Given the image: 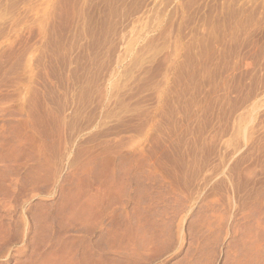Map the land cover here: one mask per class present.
I'll use <instances>...</instances> for the list:
<instances>
[{"label":"rangeland","instance_id":"1","mask_svg":"<svg viewBox=\"0 0 264 264\" xmlns=\"http://www.w3.org/2000/svg\"><path fill=\"white\" fill-rule=\"evenodd\" d=\"M0 264H264V0H0Z\"/></svg>","mask_w":264,"mask_h":264}]
</instances>
